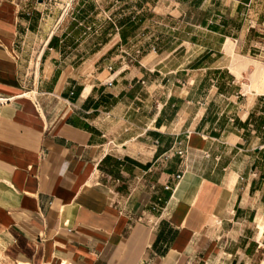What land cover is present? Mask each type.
Returning a JSON list of instances; mask_svg holds the SVG:
<instances>
[{"label": "crops", "instance_id": "crops-1", "mask_svg": "<svg viewBox=\"0 0 264 264\" xmlns=\"http://www.w3.org/2000/svg\"><path fill=\"white\" fill-rule=\"evenodd\" d=\"M33 10L0 0V264H264V62L232 61L245 32L206 19L223 41L187 69L153 46L82 71L59 28L31 43Z\"/></svg>", "mask_w": 264, "mask_h": 264}, {"label": "rangeland", "instance_id": "rangeland-1", "mask_svg": "<svg viewBox=\"0 0 264 264\" xmlns=\"http://www.w3.org/2000/svg\"><path fill=\"white\" fill-rule=\"evenodd\" d=\"M28 1L38 9L33 10L35 25H42L45 31L42 30L38 37L31 35V43L37 42V39L38 42L45 41L49 31L59 28L58 35L61 39L67 36L65 42L70 47L65 55L69 59L68 63L79 61L80 66L77 68L82 71L93 67L90 66L93 59H101L95 66L101 71L110 67V62H129L130 55L135 58V55L144 52L143 49L152 52L153 46H156V52L163 59L169 54L170 59L178 56L169 68H190L193 61L203 57L209 47L223 41L219 35L209 32L210 28H202L206 19L212 23L210 26H225V36L240 38L245 32L242 40L248 45H254L250 53H244L243 57L233 53L232 61L254 65L264 62V0ZM122 29L132 38L135 50L110 48L115 43V33ZM233 43L231 39L228 40V45ZM134 64L137 63L134 61ZM236 71L240 76L241 71ZM203 73L205 72L196 71L193 74ZM247 74L252 79L251 71H247ZM260 259L261 257H256L250 264H257ZM232 260L233 258H227L222 259V262Z\"/></svg>", "mask_w": 264, "mask_h": 264}, {"label": "built area", "instance_id": "built-area-1", "mask_svg": "<svg viewBox=\"0 0 264 264\" xmlns=\"http://www.w3.org/2000/svg\"><path fill=\"white\" fill-rule=\"evenodd\" d=\"M156 50V47H153V51H155ZM110 85H112V83H110ZM171 152H172V150L169 152V154H171ZM175 154V155H178V156H180V157H183V156H185V155H187V150H183V149H181L180 147L176 150V151H174V152H172V154ZM182 178H183V175H177L176 176V179L178 180V182H180L181 180H182ZM166 189L167 190H170V187L169 186H167L166 187Z\"/></svg>", "mask_w": 264, "mask_h": 264}, {"label": "trees", "instance_id": "trees-1", "mask_svg": "<svg viewBox=\"0 0 264 264\" xmlns=\"http://www.w3.org/2000/svg\"><path fill=\"white\" fill-rule=\"evenodd\" d=\"M56 38H53L50 44H53Z\"/></svg>", "mask_w": 264, "mask_h": 264}]
</instances>
